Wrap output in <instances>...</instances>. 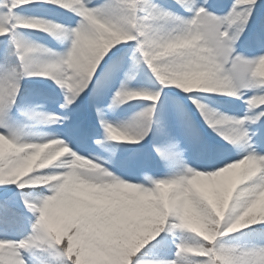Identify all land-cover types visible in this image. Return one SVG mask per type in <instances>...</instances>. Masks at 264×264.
Listing matches in <instances>:
<instances>
[{"label":"snow or ice","instance_id":"1","mask_svg":"<svg viewBox=\"0 0 264 264\" xmlns=\"http://www.w3.org/2000/svg\"><path fill=\"white\" fill-rule=\"evenodd\" d=\"M29 6L56 8L80 19L71 26L22 15ZM21 29L67 38L71 47L56 52L26 38ZM0 37L10 39L18 60L10 67L0 65V230H23L26 221L31 223L19 240L0 239V264H31L29 255L36 249L49 254L46 264H119L121 259L122 264H138L148 252L155 253L153 264H264V242L234 245L229 239V234L258 223L261 226L250 232L264 233V218H248L264 201V153L256 150L264 141V0H234L223 15L215 11L213 0L166 4L160 0H2ZM240 45L255 54L245 55L238 50ZM9 55L4 53L6 59ZM142 65L155 75L160 88L131 87V73L139 74ZM32 76L50 78L65 90L60 107L66 111L89 89L102 98L121 76L109 108L135 99L158 102L118 125L105 119L104 109L98 106L96 114L106 132L96 140L101 147L108 140L138 142L148 137L158 123L168 86L190 94L192 103L227 143L203 140L178 105V117L199 147L201 162L189 166L180 143L171 138L155 150L167 166L179 170L165 177L145 173L142 180L131 182L102 167L103 161L94 162L99 158L78 154L69 141L49 137L35 142L13 126L10 118L23 81ZM196 90L242 101L244 115L230 116L211 108ZM25 115L43 123L72 125L70 114L30 111ZM159 130L171 137L162 122ZM229 145L240 148L242 157L229 155ZM59 149H67L66 154ZM80 158L97 168L77 171L74 162ZM77 184L96 188L104 197L92 217L106 230L101 235L81 233L80 228L61 232L52 226L53 205L72 199ZM145 221L142 236L122 252L104 238L108 232L118 233ZM175 230L182 234L176 236ZM77 237L82 243H77ZM101 252L113 260H102Z\"/></svg>","mask_w":264,"mask_h":264},{"label":"rangeland","instance_id":"2","mask_svg":"<svg viewBox=\"0 0 264 264\" xmlns=\"http://www.w3.org/2000/svg\"><path fill=\"white\" fill-rule=\"evenodd\" d=\"M2 2V0H0ZM99 2V0H98ZM215 4V11L223 15L225 14L232 4L234 0L228 1L226 4L222 2V0H213ZM164 3V2H161ZM56 8L52 7H33V8H25L21 13L24 16L30 17H45L49 20L58 21L61 24L75 26L77 21L80 19L78 16H73L72 20H67L62 17L53 16V10ZM59 10V9H57ZM3 11H7V9H3ZM23 35L39 44L45 45L50 49L55 50L56 52L63 53L70 49L71 44L70 40L67 38L56 39L48 33L40 30L33 29H21ZM128 43V42H122ZM239 50V49H238ZM10 53L7 59L4 56L5 52ZM15 49L12 45L11 41L7 37H0V65H5L10 67L12 64L16 63V56L14 55ZM23 82L21 94L18 98L17 107L13 109L10 122L13 126L20 128L25 135L32 141L35 142H43L49 137L58 138L61 140L69 141L71 146L78 154L83 155L85 158L97 157L98 160H94V162H101L102 167L107 168L109 171H112L114 174L124 178L131 179V182H137L142 180L143 175L145 174H133L131 171L125 169V167L120 165H115L114 162L106 159L100 152V149L97 147H91L92 149L81 146L78 148L73 144V138L69 131L66 130L65 124L61 123H43L39 118L29 119L25 113L30 111L43 112V113H55L61 116L64 115L63 109L60 107L61 104L64 103V91L61 89L54 81L50 78H46L43 76H32L26 78ZM27 83V84H26ZM50 88L56 89L59 91L61 96L63 97L62 102L57 106H50L48 103H41L43 98L50 99L51 95L49 93ZM116 91V90H115ZM88 90L81 95V97L77 100L76 103L83 100L86 97ZM109 109V108H108ZM110 110L104 111V118L108 121H111L114 124H122L123 121L116 117L115 115L109 114ZM82 111H78L75 115L81 113ZM107 112V113H106ZM221 113L230 115L227 111H220ZM231 116V115H230ZM243 115H241L242 117ZM106 133L105 131L102 133ZM183 131H179L176 136L178 137L181 148H184V160L188 163L189 166L196 167L201 160H197L192 151L191 145H188L184 141ZM217 134V133H215ZM218 135V134H217ZM101 138V134L98 132L95 134V139L98 140ZM97 144V143H96ZM98 145V144H97ZM264 153V152H263ZM66 154V152L60 153ZM235 158H241L242 154L235 155ZM58 158V157H57ZM63 159V158H62ZM54 162V161H53ZM234 162V161H233ZM59 163V161H57ZM74 166L78 171H88L95 170L97 168L96 165L91 161H87L83 158L77 159L74 162ZM202 170V169H198ZM151 175V174H150ZM168 176V175H167ZM165 177V176H161ZM15 187V186H9ZM100 190L93 188L87 185H73L72 187V196L73 198L65 201L58 202L52 207V217L51 223L52 226L58 231H65L71 228H80L81 233H97V235H101L102 232L106 231L101 229V227L92 220V217L95 215L97 208L103 206L104 197L99 194ZM90 205H96L97 207H90ZM264 204L258 203L255 207H262ZM255 207L251 210L253 211ZM249 213V219H253L254 217ZM254 213V212H252ZM31 215L30 213L28 214ZM25 227L23 230H12V231H3L0 230V239L9 238L19 240L23 235L27 234L31 229L30 221L25 222ZM145 222H138L134 224L128 225L124 230L118 233L108 232L104 237L106 241L111 245L112 248L123 250L129 248L133 245L138 239L142 236L145 230ZM264 242V238L258 239L253 243H261ZM77 243H82L81 238L77 237ZM137 255H140L139 253ZM99 256L102 260L112 261L113 257L109 255L107 252L99 253ZM155 254L152 258H147L144 256L141 261H153ZM29 259L31 260V264H46L48 260L51 259L49 254L45 252L43 249H36L32 254L29 255ZM152 259V260H151ZM139 261V262H141ZM119 264H122V259L119 261Z\"/></svg>","mask_w":264,"mask_h":264},{"label":"trees","instance_id":"3","mask_svg":"<svg viewBox=\"0 0 264 264\" xmlns=\"http://www.w3.org/2000/svg\"><path fill=\"white\" fill-rule=\"evenodd\" d=\"M160 2L168 3L169 0H160ZM26 8H33L31 6ZM53 13L64 17H71L68 12L62 10H53ZM246 55H254L255 53L250 51L245 45H240ZM16 63L18 60L16 59ZM128 63H131V52H128ZM134 79L131 80V87L138 90H155L161 87L158 79L151 72V70L146 66L142 65L139 74L136 72L131 73ZM123 76L117 78L110 87L105 89L102 98H98L95 92L90 89L88 94L82 101L75 103L69 110L66 111V115H71L72 125H68L69 128L77 132L75 138L84 139L85 134L87 138L95 132V130L102 129L100 124V119L96 114V108L99 106L106 111L107 103H112V96L114 90L119 88L120 82ZM25 82H23V85ZM27 84V83H26ZM166 95L162 97L164 103L160 105L161 112L157 114L158 123L153 126V132L148 135L144 140L133 142V141H112L108 140L105 144L106 148L109 150L114 157L118 159L117 164H126L132 162L135 171H141V169H151L154 173L160 172L164 174H173L174 171L179 170L178 168L169 167L162 161L159 154L156 152V146H162L168 142L169 139L174 138V132L177 128L186 129L182 126L180 118L177 114V106H182L180 109L182 112L186 113V118L190 121L191 125L198 130L199 135L203 138L206 132H210L212 127L206 121L205 117L201 114L199 108H197L192 101L189 99V95L184 93L182 90L175 88L174 86H168L164 89ZM51 97L50 99L43 98L42 102L48 104H57L60 101L61 95L56 89L50 88L49 91ZM196 94L201 98V101L210 106L213 109L219 110L220 108H227L235 113L242 111V103L240 100L233 97H229L222 93H203L196 90ZM151 103H158L152 101H146L143 99H135L129 101L119 107L112 108L113 114L120 118L123 123L132 120L137 113L142 111L144 108L149 106ZM82 111L78 116L75 115L76 112ZM77 120L75 122V120ZM161 122L167 126L171 132V137H166L160 133ZM104 130V128H103ZM105 137V136H104ZM187 140H191L195 146L196 143L186 132ZM222 138V137H221ZM175 139V138H174ZM222 140V141H221ZM215 139L213 144L225 145L227 142L222 139ZM232 146L229 145L226 151L228 154L232 151ZM235 148V147H234ZM240 149V148H237ZM143 151H146L144 154ZM108 153V152H107ZM142 153L144 156H141ZM76 169V168H75ZM77 170V169H76ZM78 171V170H77ZM261 225H249L246 229L238 230V232L229 234V239L232 244H246L259 239L264 233H253L250 232L251 229L259 228ZM176 236L182 234L180 230H175ZM151 243V242H149ZM148 247V246H147ZM146 247V248H147ZM173 251H175V245H171ZM144 251L143 249L141 250ZM148 252L147 254H149ZM135 260V257H134ZM138 264H153L138 262Z\"/></svg>","mask_w":264,"mask_h":264},{"label":"clouds","instance_id":"4","mask_svg":"<svg viewBox=\"0 0 264 264\" xmlns=\"http://www.w3.org/2000/svg\"><path fill=\"white\" fill-rule=\"evenodd\" d=\"M67 151V149H59V152L60 153H63V152H66ZM48 161L47 160H42L41 161V163L43 164V163H47ZM261 204H264V201H261Z\"/></svg>","mask_w":264,"mask_h":264},{"label":"bare ground","instance_id":"5","mask_svg":"<svg viewBox=\"0 0 264 264\" xmlns=\"http://www.w3.org/2000/svg\"><path fill=\"white\" fill-rule=\"evenodd\" d=\"M258 214H260V209H258ZM259 224V223H258Z\"/></svg>","mask_w":264,"mask_h":264}]
</instances>
